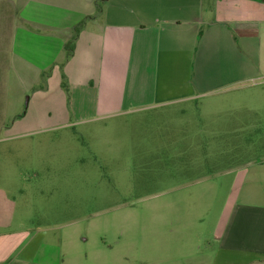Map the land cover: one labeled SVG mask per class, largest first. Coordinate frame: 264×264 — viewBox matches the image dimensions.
Listing matches in <instances>:
<instances>
[{"label":"rangeland","instance_id":"obj_1","mask_svg":"<svg viewBox=\"0 0 264 264\" xmlns=\"http://www.w3.org/2000/svg\"><path fill=\"white\" fill-rule=\"evenodd\" d=\"M23 43L0 83L3 248L21 264H221L235 211L264 209V76L94 113Z\"/></svg>","mask_w":264,"mask_h":264},{"label":"crops","instance_id":"obj_2","mask_svg":"<svg viewBox=\"0 0 264 264\" xmlns=\"http://www.w3.org/2000/svg\"><path fill=\"white\" fill-rule=\"evenodd\" d=\"M26 41L36 74L64 66L91 112L165 107L196 82L264 76V0H0V83ZM223 232L221 264H264V209L238 208ZM1 241L0 264H21Z\"/></svg>","mask_w":264,"mask_h":264},{"label":"trees","instance_id":"obj_3","mask_svg":"<svg viewBox=\"0 0 264 264\" xmlns=\"http://www.w3.org/2000/svg\"><path fill=\"white\" fill-rule=\"evenodd\" d=\"M82 26H83V23H80L74 27L72 38L68 42H66V44L64 46L65 51H66V60L70 59L74 54L75 42H76L78 35L82 29Z\"/></svg>","mask_w":264,"mask_h":264}]
</instances>
